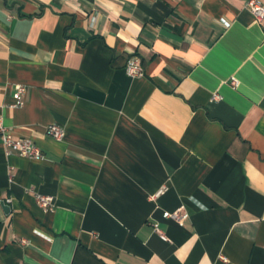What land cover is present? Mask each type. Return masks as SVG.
Masks as SVG:
<instances>
[{
  "label": "crops",
  "instance_id": "1",
  "mask_svg": "<svg viewBox=\"0 0 264 264\" xmlns=\"http://www.w3.org/2000/svg\"><path fill=\"white\" fill-rule=\"evenodd\" d=\"M246 1L0 0V115L44 152L0 139V264H264V24Z\"/></svg>",
  "mask_w": 264,
  "mask_h": 264
},
{
  "label": "built area",
  "instance_id": "2",
  "mask_svg": "<svg viewBox=\"0 0 264 264\" xmlns=\"http://www.w3.org/2000/svg\"><path fill=\"white\" fill-rule=\"evenodd\" d=\"M246 7L253 14L255 20L264 24V0H247ZM126 70L132 76L143 75L144 67L137 55H131L128 58L126 63ZM231 84L236 87L239 84V80L232 76ZM26 91V86L23 84H17L16 90L14 92L15 101L10 105L19 106L24 103V94ZM217 94H214V97H217ZM47 133L53 138L60 140L65 136V128L56 122H52L47 126ZM0 139L5 147V151L7 154L18 153L23 156L40 158L44 155L42 148L29 137L18 136L16 135L11 128L5 125L3 117L0 115ZM11 198H8L10 201ZM36 200L40 206L44 209H50L53 207L54 196L52 194L45 193H36ZM165 216L174 218L178 222L182 223L184 219L188 216V212L185 209L184 205L179 206L175 210L165 211ZM155 230L158 232L163 238H167L165 232L159 227L158 224H155ZM25 241V239H23Z\"/></svg>",
  "mask_w": 264,
  "mask_h": 264
},
{
  "label": "water",
  "instance_id": "3",
  "mask_svg": "<svg viewBox=\"0 0 264 264\" xmlns=\"http://www.w3.org/2000/svg\"><path fill=\"white\" fill-rule=\"evenodd\" d=\"M4 205H5V207H6L7 209H9V207H10L9 205H6V204H4Z\"/></svg>",
  "mask_w": 264,
  "mask_h": 264
}]
</instances>
